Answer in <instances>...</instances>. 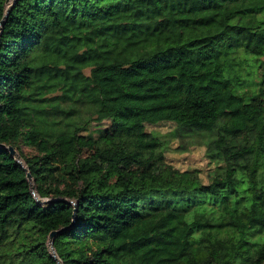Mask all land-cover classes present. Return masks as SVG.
Listing matches in <instances>:
<instances>
[{
	"label": "trees",
	"instance_id": "1",
	"mask_svg": "<svg viewBox=\"0 0 264 264\" xmlns=\"http://www.w3.org/2000/svg\"><path fill=\"white\" fill-rule=\"evenodd\" d=\"M263 11L0 0V264H59L55 229L61 264H264ZM161 121L203 144L206 179L158 157Z\"/></svg>",
	"mask_w": 264,
	"mask_h": 264
},
{
	"label": "rangeland",
	"instance_id": "2",
	"mask_svg": "<svg viewBox=\"0 0 264 264\" xmlns=\"http://www.w3.org/2000/svg\"><path fill=\"white\" fill-rule=\"evenodd\" d=\"M258 18H264V11L261 13L256 14ZM102 126H108L109 121L103 120ZM96 124L92 122L91 126L94 127ZM172 123L168 121H161L155 124H146V128L151 131H155L158 134H161L164 138L165 146L163 149H160L158 152V157L164 161H167L171 163L172 165L179 167V168H187V167H197L201 170V174L203 176V179H206L205 177V168L207 160L204 157V146L202 143L199 144H189L190 147L188 150L185 151H177L175 150V145L177 140L176 139H169L168 133L170 132L172 128ZM92 129V128H91ZM84 133H87V131H83ZM93 134H96V131L93 130ZM19 148L22 149L24 153H33L34 149L30 147L27 144L19 143ZM15 156L16 159L25 165L24 160L19 155L18 150L15 149ZM81 154L82 155H89L93 158L97 159L101 164L104 166H110L113 168H122L126 170H146L150 167L148 164H138L134 162L130 158H121V159H113V158H105L100 157L95 154L94 148L88 145H84L81 147ZM159 169V167L157 168ZM35 196L37 194L35 193ZM49 249L51 251V246L49 244Z\"/></svg>",
	"mask_w": 264,
	"mask_h": 264
},
{
	"label": "water",
	"instance_id": "3",
	"mask_svg": "<svg viewBox=\"0 0 264 264\" xmlns=\"http://www.w3.org/2000/svg\"><path fill=\"white\" fill-rule=\"evenodd\" d=\"M6 1H8V0H6ZM7 10H8V9H7ZM8 150L10 151V153H11L12 155L15 156V152H16V151H15V148H14L12 145H9V146H8ZM15 157H16V156H15ZM26 176H27L28 179H30V178H31V174H30V172H27ZM32 192H33V194L35 195V191L32 190ZM58 231H59V229L51 230V231L49 232V234H48V237H49V243H50V246H51V254H52V255L58 260V263L61 264L60 261H59V259H58V257H57V255H56V253H55V251H54V249H53V246H52V239H53L54 235H55Z\"/></svg>",
	"mask_w": 264,
	"mask_h": 264
}]
</instances>
